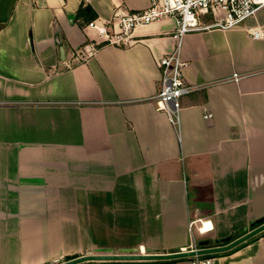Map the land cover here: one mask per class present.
Segmentation results:
<instances>
[{
  "label": "crops",
  "instance_id": "obj_1",
  "mask_svg": "<svg viewBox=\"0 0 264 264\" xmlns=\"http://www.w3.org/2000/svg\"><path fill=\"white\" fill-rule=\"evenodd\" d=\"M147 6L0 0V264L122 248L172 253L192 236L223 245L264 217V36L247 31H264V7L233 28L183 37L185 80L199 89L183 97L176 127L153 101L156 60L177 46L174 18L138 27L129 46L74 58L98 37L89 22ZM211 256L264 264V233Z\"/></svg>",
  "mask_w": 264,
  "mask_h": 264
},
{
  "label": "built area",
  "instance_id": "obj_2",
  "mask_svg": "<svg viewBox=\"0 0 264 264\" xmlns=\"http://www.w3.org/2000/svg\"><path fill=\"white\" fill-rule=\"evenodd\" d=\"M261 7H264V0H148V6L142 10L116 11L109 19L97 18L89 22L87 27L95 30L98 37L88 40L75 51L74 58L78 61L87 60L98 51L99 45L129 46L134 43L133 33L138 27L174 18L176 28L173 37L177 39V46L171 54L156 60L161 76L159 90L153 101L156 109L165 113L173 126L179 127L183 97L199 89L198 86L187 84L185 80L184 69L188 62L181 58L183 37L191 32L211 28H233L254 16ZM247 31L256 39L264 36V31L259 27L248 28ZM231 78L239 80L241 75L234 73ZM192 227L190 224V233ZM195 241L192 236L190 246L182 250L195 249ZM184 264H215V257L197 255L188 258Z\"/></svg>",
  "mask_w": 264,
  "mask_h": 264
},
{
  "label": "water",
  "instance_id": "obj_3",
  "mask_svg": "<svg viewBox=\"0 0 264 264\" xmlns=\"http://www.w3.org/2000/svg\"><path fill=\"white\" fill-rule=\"evenodd\" d=\"M257 225V226H256ZM254 227L251 231L237 237L240 232H237L223 241L226 244L220 245L221 240L213 239H198L195 241L196 248L192 250L183 251L178 248L177 251L172 253H144L140 252L139 248H122L117 252L112 249L97 250L95 254H86L57 264H79L87 261H119V260H160V259H178L190 258L197 255H211L225 251H229L248 239L264 233V217L252 223ZM237 237V238H236ZM234 239V240H232Z\"/></svg>",
  "mask_w": 264,
  "mask_h": 264
},
{
  "label": "trees",
  "instance_id": "obj_4",
  "mask_svg": "<svg viewBox=\"0 0 264 264\" xmlns=\"http://www.w3.org/2000/svg\"><path fill=\"white\" fill-rule=\"evenodd\" d=\"M81 12V8H80V10H79V12H78V14ZM94 17L93 16H91V18L90 19H93ZM76 257H78L77 255H75V256H67L66 258H65V260H70V259H73V258H76ZM182 259H186V258H182ZM188 259V258H187Z\"/></svg>",
  "mask_w": 264,
  "mask_h": 264
},
{
  "label": "rangeland",
  "instance_id": "obj_5",
  "mask_svg": "<svg viewBox=\"0 0 264 264\" xmlns=\"http://www.w3.org/2000/svg\"><path fill=\"white\" fill-rule=\"evenodd\" d=\"M94 40H96V39H94ZM189 246H190V243H189V245L187 247H189Z\"/></svg>",
  "mask_w": 264,
  "mask_h": 264
}]
</instances>
